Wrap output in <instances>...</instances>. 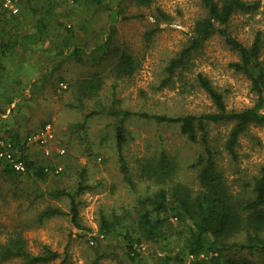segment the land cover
<instances>
[{
    "label": "rangeland",
    "instance_id": "1",
    "mask_svg": "<svg viewBox=\"0 0 264 264\" xmlns=\"http://www.w3.org/2000/svg\"><path fill=\"white\" fill-rule=\"evenodd\" d=\"M102 1L105 7L91 0H33L36 14L21 0L15 1L19 8L15 15L0 6L1 37L32 31L36 19L46 23L40 43L30 49L12 48L7 51L12 56L2 61L0 58V114L7 112V117L0 121V129L7 137L20 130L23 139L50 122L55 129L52 152L56 147L65 149L62 156L46 158L40 149L29 147L28 155L36 163L52 169L54 165L63 168L58 174L47 172L44 179H38L32 172L8 175L9 167L0 162V244L20 237L26 250L34 255L46 245L59 253L58 258L46 264H163L159 258L164 252L157 244L146 241L140 243V256L130 261L122 238L126 230L134 237L140 232L138 200L157 188L156 183L142 177L141 164L165 152L176 163L173 182L195 191L199 182L192 164L202 147L187 141L177 125L137 117L124 119L121 153L133 181L131 187L119 165L116 116L104 112L85 118V114L100 107L106 111L113 107L168 116L212 111L211 100L196 84L198 73L218 88L228 109L253 105L255 94L246 75L230 67V63L239 60L238 55L218 35L207 39L190 57L189 64L176 71L169 86L160 85L169 60L187 43L195 20L205 14L199 0H154L148 7L132 0ZM258 1V9L237 12L228 23L230 33L246 46L257 33L264 34V0ZM119 5L126 15L136 17L113 20L110 9ZM158 9L168 15L167 20L156 21ZM13 16H19L18 23ZM110 26L116 30L112 46L126 50L135 59L136 68L131 76L118 77L111 56L98 63L81 64L63 58L59 49L54 48L56 45L63 48L68 42L92 49L103 40ZM150 31L153 33L148 37ZM87 56L90 55L84 58ZM260 60L264 64V45ZM4 66L10 70L5 71ZM17 73L23 79L15 77ZM97 77L102 85L96 94L85 96L79 92L83 81ZM20 90L28 101L25 105L18 103L17 95H12ZM22 106L26 115L19 112ZM230 128L231 124H212L209 138L216 149L217 167L230 192L246 198L251 195L246 182L264 166V126L252 124L240 136L235 146L236 160L223 148ZM79 183L83 188L75 195L79 226L71 222L69 215L38 220L40 211L47 207L68 212L70 199L55 191L74 192ZM101 215L111 224L107 235L100 231ZM160 216L164 218L168 236L162 249L176 251L186 237L187 223H180L168 212ZM242 237L237 234L229 239ZM1 264H21V259Z\"/></svg>",
    "mask_w": 264,
    "mask_h": 264
},
{
    "label": "trees",
    "instance_id": "2",
    "mask_svg": "<svg viewBox=\"0 0 264 264\" xmlns=\"http://www.w3.org/2000/svg\"><path fill=\"white\" fill-rule=\"evenodd\" d=\"M21 1L36 14L32 5L33 0ZM91 1L98 6L105 7L102 0ZM132 1L140 6L148 7L154 0ZM199 1L205 14L195 20L187 43L169 60L165 67L166 77L160 85L169 86L176 71L189 64L190 57L202 48L207 39L218 35L229 49L237 53L239 60L230 63V67L236 72L243 73L250 80L251 89L255 94L253 105L240 110L228 109L223 94L208 77L198 73L196 84L211 100L212 111L168 116L166 114L117 110L113 107L106 111L105 108L100 107L87 112L85 118L104 112L116 116L115 137L119 151V165L124 172V179L131 187H133V181L121 153L125 141L124 119L137 117L157 123L177 125L180 134L187 141L202 147V152L192 164L197 169L199 182V188L195 191L179 182H173L172 177L176 163L167 153L161 152L154 160H146L141 164L142 177L156 183L157 188L151 194L138 200L141 206L138 222L140 232L136 237L127 230L123 234L126 256L130 261H135L140 256L138 252L140 243L146 241L157 244L164 252L159 258L163 264L175 262H186V264H264V166L261 167L258 175L253 176L250 182H246V186L250 188V196L243 198L233 195L225 183L222 172L217 167L216 149L209 138L212 124H231L223 148L233 160H236L235 146L238 144L240 136L245 134L252 124L264 126V64L260 60L264 34L257 33L251 44L246 46L228 30V23L233 14L254 11L258 9L260 2L258 0ZM262 15L264 18V5ZM110 17L113 20L119 18L125 20L136 16L126 15L124 8L119 5L110 9ZM154 17L156 21L168 19V15L160 9L157 10ZM13 19L15 23L19 22V16H13ZM45 29L46 23L42 19H36L32 31L13 33L6 37L5 35L0 36V52L8 51L14 47L30 49L42 41ZM152 33L153 31L148 32L147 36L150 37ZM115 34L114 27H108L103 40L89 49L90 51L68 42L64 43L63 48L58 45L54 48L59 49L58 53L63 58L72 59L81 64L98 63L111 56L114 59L113 71L116 75L118 77L131 76L136 68L135 59L126 50L112 46ZM86 55L90 56L85 59ZM101 85L100 77L85 80L79 85V92L85 96H91L97 93ZM79 104L82 106L81 103ZM9 138L14 142L20 158L24 161L26 172H32L38 179H44L47 174L45 166L36 163L29 157L28 147L24 144L25 137L20 139L19 133L14 131L9 135ZM50 170L52 167L49 166ZM25 173L15 172L9 167L7 174L21 175ZM82 189L79 183L74 192L56 190V194L65 195L70 199L68 212L57 207H47L40 211L38 220L69 215L71 222L75 226H79L78 202L75 200V195ZM167 212L180 223H187L186 237L182 246L176 251L162 249L161 246L168 236L165 234L164 218H161L160 215ZM111 229V224L101 215V233L107 235ZM237 234H242L243 237L229 239ZM91 242L93 244V241ZM42 249L39 254H31L26 250L25 243L20 237L10 238L7 243L0 244V264L15 258L21 259V264H46L59 257L58 252L46 245Z\"/></svg>",
    "mask_w": 264,
    "mask_h": 264
},
{
    "label": "built area",
    "instance_id": "3",
    "mask_svg": "<svg viewBox=\"0 0 264 264\" xmlns=\"http://www.w3.org/2000/svg\"><path fill=\"white\" fill-rule=\"evenodd\" d=\"M0 6L2 10L14 15L17 14L19 8L15 0H0ZM65 88V85H62ZM55 140V129L50 122H45L34 132L28 134L24 138V144L34 146L40 149L46 158L51 156H62L65 153L63 147H56L52 152V144ZM0 162L9 166L13 171L25 173L26 165L20 158V154L15 147L14 142L7 137L4 132L0 129ZM62 166L54 165L53 169L50 170L52 173L58 174L62 171ZM45 171H49L48 167H45ZM49 171V172H50ZM92 243V242H91Z\"/></svg>",
    "mask_w": 264,
    "mask_h": 264
},
{
    "label": "crops",
    "instance_id": "4",
    "mask_svg": "<svg viewBox=\"0 0 264 264\" xmlns=\"http://www.w3.org/2000/svg\"><path fill=\"white\" fill-rule=\"evenodd\" d=\"M4 11V10H3ZM6 12V11H5ZM8 13V12H7ZM17 48L16 47H14L13 48V50H16ZM11 51H9V52H7V51H4V52H0V58H1V61H2V59H5V58H7V57H10V55H11V53H10ZM16 53V52H15ZM12 56V55H11ZM5 67V66H4ZM7 70H10V69H8V68H6L5 67V71H7ZM15 77H17L18 79H23L20 75H19V73H17V74H15ZM34 80V79H33ZM15 92H18V93H12V95L14 94L16 97L15 98H17V101H19L18 103H20V104H22V105H25V103L26 102H28V101H26V100H24V97H23V95H21L22 94V91L20 90V91H15ZM25 92V91H24ZM23 92V93H24ZM19 98V99H18ZM21 100V101H20ZM13 103H15L14 101H13ZM12 103V104H13ZM11 104V105H12ZM13 106V105H12ZM11 108V107H10ZM26 109H25V106H22V108L19 110V112L20 113H23V115H26ZM6 114H7V112L6 113H4V114H0V121H3L4 119H5V117H7L6 116ZM25 120L26 121H28V116L25 118ZM2 131V130H1ZM3 132V131H2ZM13 133V132H12ZM19 136L21 135V133H20V130H19ZM30 147V146H29ZM29 147H28V149H29Z\"/></svg>",
    "mask_w": 264,
    "mask_h": 264
}]
</instances>
